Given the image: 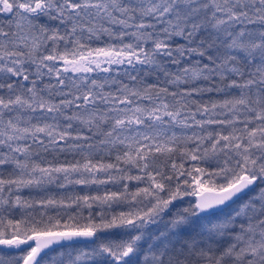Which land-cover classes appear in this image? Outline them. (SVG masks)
<instances>
[{
    "label": "snow or ice",
    "instance_id": "1",
    "mask_svg": "<svg viewBox=\"0 0 264 264\" xmlns=\"http://www.w3.org/2000/svg\"><path fill=\"white\" fill-rule=\"evenodd\" d=\"M0 264H264V0H0Z\"/></svg>",
    "mask_w": 264,
    "mask_h": 264
}]
</instances>
